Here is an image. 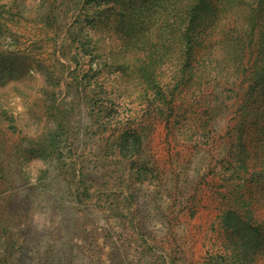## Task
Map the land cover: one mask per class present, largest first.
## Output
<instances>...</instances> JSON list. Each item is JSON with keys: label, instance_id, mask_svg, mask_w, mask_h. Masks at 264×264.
Segmentation results:
<instances>
[{"label": "rangeland", "instance_id": "obj_1", "mask_svg": "<svg viewBox=\"0 0 264 264\" xmlns=\"http://www.w3.org/2000/svg\"><path fill=\"white\" fill-rule=\"evenodd\" d=\"M237 13L258 17L244 61L254 69L240 76L233 105L223 82L237 76L223 56ZM203 32L210 66L190 72ZM263 70L264 0H0V264L26 226L45 230L51 213L85 219V259L92 240L115 264H264V99L247 92ZM200 77L189 109L173 119L158 108L161 83ZM103 163V193L76 202L77 173L103 174ZM135 210L147 213L145 229ZM229 211L255 219L257 237L235 242Z\"/></svg>", "mask_w": 264, "mask_h": 264}, {"label": "trees", "instance_id": "obj_2", "mask_svg": "<svg viewBox=\"0 0 264 264\" xmlns=\"http://www.w3.org/2000/svg\"><path fill=\"white\" fill-rule=\"evenodd\" d=\"M246 14V17L242 19V16H239V13H237L234 25H233V37L229 41H227L230 46L225 49L224 56H223V63L228 62V65L226 68L230 69L232 68L230 65V62H232V66L234 67L236 78L231 82L228 83L223 82V84H227L228 89L227 92L229 95L225 100H233V105L242 100L241 96H239L238 92L236 91V88H240L242 85H244V81L240 80V76L244 77V73L248 69H254L253 65L251 67H247V65L244 63L245 61V51L246 49L252 44V37H249L251 28H249V24L251 22H255L257 20L258 14L257 13H244ZM242 19V22L240 21ZM207 20V19H205ZM188 32H194L191 25L189 24V27L187 29ZM186 34V35H187ZM207 33L203 32L202 36L204 37L203 40L207 41V45H203L199 49H194L192 53H188V55H192V64L190 63L189 66H191L190 72L196 70V67L198 70L201 68V72H206L207 69L210 66V63H206V59L202 58L201 51L207 50L211 43H208L209 37L206 36ZM194 39V38H193ZM190 47V46H189ZM189 51H191V48H189ZM215 82L220 85L222 83V80L218 79V77H214ZM211 81L210 79H208ZM249 86L247 87V92L253 89H257L260 92V97L264 99V70L262 75H258L256 71L253 72V75L251 78L247 81ZM210 84V82H209ZM202 85L201 77L198 78L195 81H190L181 85L174 84L173 87H169L165 84L160 85L161 95L159 96L160 102L158 108L160 110H169L170 118H175V114H177L183 109L187 110L190 108V105H192L190 99H191V90L194 89H200ZM176 91L179 93L175 95ZM247 92L244 94V97L246 96ZM238 94V95H237ZM250 103L246 100V98H243V101L240 105L242 108V120H244L243 114L250 108ZM264 107V102H263ZM176 110V111H175ZM184 110V111H185ZM264 110V109H263ZM179 111V112H178ZM194 118L188 119L189 122H186V125H183V128L187 127V129H191L193 126V123L195 121L199 120L198 115L196 112L193 114ZM264 122V112H262L260 116ZM170 118L167 119V124L170 123ZM196 119V120H195ZM247 119H245V122ZM247 123V122H246ZM255 123L258 125L260 122L257 118H255ZM193 128V127H192ZM60 137V135H59ZM66 139V138H64ZM114 148H119L122 150V146L114 145ZM61 150V149H59ZM62 151H60L61 153ZM60 158V156H59ZM100 162V161H99ZM98 163H95L94 168L96 167ZM244 163V162H242ZM74 165V163H71ZM103 167L104 173L100 172H93L90 170L86 173L87 170L84 168L81 169L77 173L78 181H77V187L74 191V199L76 202H85V201H91V197H94L95 194H102L103 190L100 189L102 186H107V181L104 180L106 177L104 174L109 173V170L105 168L107 167L106 164L103 163L101 165ZM99 166V167H101ZM247 165L244 163V166H241V169L246 170ZM130 170L133 172L131 175H137L136 169L133 168V165L130 167ZM102 171V169H101ZM151 172H155V170H151ZM145 174L146 171H142L140 174ZM148 176V173H147ZM238 176L237 182H243V177ZM230 181H227V183ZM234 184V182H233ZM75 185V184H74ZM238 186H241V183H238ZM229 195L232 196L233 193H227V195L224 193V197L226 198ZM114 201L111 202L112 204L110 207L114 208V204L117 201L115 199L116 195L113 194ZM110 197V196H108ZM108 197H106L108 199ZM129 199L132 200L134 198V195L132 193L129 194ZM99 199L96 200V202ZM110 200V199H108ZM62 203V201L60 200ZM58 209H61V205L58 204ZM57 208V207H56ZM253 212V211H251ZM62 213V212H61ZM230 215H227V217L224 219L225 224L228 228L232 230V239L235 242L236 237H238V233H245L246 231H251V239H255L257 237V234L251 229V224L256 222L255 219H250L247 221H244L240 218V213L238 217L236 211H229ZM64 215V216H63ZM61 215L60 217H55L53 213H51L48 221V227L45 228V230L39 232L36 228L33 226H26V230H24L21 234L24 237L23 244L18 247L17 254H13L10 251H5L4 257L1 258L3 261V264H115L110 257L101 258V260L98 258L99 251L102 250L100 246L94 245L93 241L91 240L90 245L94 249L92 252L93 255H90L88 258L85 259L81 253L83 252V249L85 245L87 246V238L85 236L86 230L84 229V226L87 224L85 222V219H77V218H71V215L66 213ZM138 216V227L145 229L143 223L147 221V213L140 212L138 210H135L134 217ZM245 218H248V215H245ZM232 219H238L241 222L240 224L231 222ZM252 220V221H251ZM0 229L4 226L0 223ZM52 231H57L60 234V238L56 239L55 235H52ZM241 231V232H240ZM92 232V229H91ZM0 234H5V231L0 230ZM66 237L68 239H66ZM234 243V242H233ZM71 245V246H70ZM113 247V246H112ZM111 247V249H112ZM81 250V252H80ZM93 256H95V260L93 259ZM93 262H92V259ZM98 258V259H97ZM91 259V260H90ZM9 260V261H8ZM8 261V262H5Z\"/></svg>", "mask_w": 264, "mask_h": 264}]
</instances>
